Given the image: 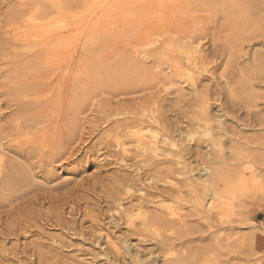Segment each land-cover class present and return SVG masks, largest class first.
I'll return each mask as SVG.
<instances>
[{"label":"rangeland","instance_id":"rangeland-1","mask_svg":"<svg viewBox=\"0 0 264 264\" xmlns=\"http://www.w3.org/2000/svg\"><path fill=\"white\" fill-rule=\"evenodd\" d=\"M190 1L0 0V155L5 160L0 166V201H14V208L0 210L8 212L0 224V264H264V38L244 44L235 60V72L224 66L226 60L204 75L185 70L184 47L179 43L185 22L192 17L193 25L201 17L206 23L213 22L209 11L201 8L207 1ZM49 18L53 22L43 27ZM256 20L264 23V13ZM31 23L42 25L44 31L34 30ZM162 26H169L171 32L165 31L164 47L151 53L155 48L149 46L152 31ZM49 29H53L52 37L45 32ZM173 32L179 35L174 37ZM225 68L227 80L223 78ZM46 73L53 78V92L44 91L52 84L49 79L42 82L38 90L43 93L37 101L51 97L53 105L40 110L32 104L34 108L21 114L20 106L30 97L19 93L32 86L35 76ZM188 75L200 80L198 90H208L213 119L231 130L228 136L217 138L224 143L227 160L216 166L226 174L216 188L218 207L209 213L208 191L183 184L178 173L166 178V167L177 169L167 164L161 167L166 173L162 169L163 174H157L165 182L159 178L146 181V194L140 192V186L119 190L122 209L140 207L142 212L161 215L165 222L155 225L156 231L149 235L141 226L139 231L144 234L130 232L115 208H109L113 173L132 171L117 165L118 159L104 148L114 136H130L117 121L130 120L139 108L155 104L159 111L155 116L166 121L173 143L194 149L200 144L198 155L189 156L195 178L199 172L205 174L206 163L218 155L210 142L212 136L196 134L203 130H196L191 121L195 109L188 104L196 94L182 83ZM200 91L197 95H204ZM222 104L230 114L221 119ZM34 115L44 121L39 130H51L36 135L40 136L35 140L40 149L25 159L20 136ZM47 136L53 137V155L66 153L61 142L66 137L71 146L67 148L76 152L74 158L66 160L62 153L66 156L53 158L51 164L41 154ZM75 147L81 150L75 151ZM11 166L26 183L11 188L15 195L5 197L3 190L11 187L5 182ZM218 211L220 217H216ZM228 214L232 222H225ZM11 228L16 229L15 235ZM107 235L117 249L108 245Z\"/></svg>","mask_w":264,"mask_h":264},{"label":"bare ground","instance_id":"bare-ground-1","mask_svg":"<svg viewBox=\"0 0 264 264\" xmlns=\"http://www.w3.org/2000/svg\"><path fill=\"white\" fill-rule=\"evenodd\" d=\"M206 1H207V4L201 6V8L203 7V10L209 11V13H210L209 19H211L213 21L212 24L206 23L205 21H203L206 18L204 19V17H201L199 19V21L197 23H195V25H193L195 22V17L194 18L192 17V18H190V20L185 22L184 27L181 31L182 36H181V41L179 43L181 46L184 47V50L181 53H182V58L184 59V61H186V63L184 64L186 67L185 70H190V71L194 70L198 73L197 75H204L205 73L207 74L208 72H210L211 69L218 68L221 65H223L225 63V60H226V63L224 66L225 67L230 66V68H228V69H231V71L235 72L236 71L235 60L240 55L241 51L243 50L244 44L247 42H249V43L254 42L257 39L259 40V38H264V23L258 22L256 20L258 18L259 14L264 13V4L261 5L260 0H205V2ZM192 2H193V0H192ZM194 6H196V5H194ZM198 6H200V5H198ZM188 7H187V9H188ZM195 8L198 9V7H195ZM199 10H202V9L199 8ZM52 22H53V20H51L49 18L43 24V27L51 25ZM30 27H32L34 30H43L42 25L36 24V23H31ZM165 31L171 32V30L169 29V26H162V27H159L157 29H154V31H152L154 37L151 38V41L149 42V46H153L155 48L153 50H151V53L156 52L157 51L156 49H158V48L164 47V44L166 42L164 39ZM45 32H46L48 37L53 36V29L52 30L49 29ZM176 35H179V33L178 32L172 33V36L176 37ZM40 59H42V58H40ZM38 63L40 64V61ZM226 64H229V65L226 66ZM42 66H44V65H42ZM228 69L225 68V71L223 73V78H225L226 80H227L226 71H228ZM26 73H28V72H26ZM186 73H188V72H186ZM51 74H52V72H51ZM16 77H17V75H16ZM50 78H51V75L47 74V73L42 74V75L40 74L38 77L35 76V79L33 78L34 80H31L32 86L23 90L22 93H19V95L22 94L23 97H28V98L30 97L28 103H23V105L20 106V107H22V109H20V110H22V112L20 111L21 114L22 113L27 114L29 112V109L34 108L36 106L38 109L41 110L42 107L49 106L50 104L53 105V99L50 100L51 97L48 99L49 101L40 102V103L37 101L39 95L41 93H43L40 90H38L39 87L41 85H43L42 82L46 83L48 81V79L51 82V80H53V78L51 80H50ZM8 79H10V78H8ZM14 80L16 81L17 79H14ZM19 83H18V85H19ZM182 83L187 84L190 87H192L195 91V94H196V99L194 101H190L188 104L189 109H195V110H192L193 118L191 121L194 123V126L197 127L196 130H198L199 128H201L203 130V133H201V132L197 133L196 132V134H199L200 136H203V137L212 136L210 139L211 140L210 142H211V144H213L212 146L215 149V151L216 150H217V152L219 151L218 155H216V156L214 155L215 158L210 155L212 157V159L208 163L205 162L206 163V165L204 167V168H206V169H204L206 171L205 174H202L199 172L197 174L198 178H195V176L193 175V172L195 171V169H194L195 167H193L191 165L192 162H190V159L192 157H189V156L191 155L195 158L198 155L199 150H197V149L199 148L200 144H198L196 146L197 148L194 149L193 147H189L188 145L178 147L175 143H173L172 139L170 138L171 134H170L169 130L167 129L168 126L166 124V121L163 120L162 117L158 118V116L157 117L155 116L156 113H159V111L157 109L158 107L155 108V106H156L155 104L150 106V108L149 107L148 108H139L137 110V112H135L133 114V116L131 115L132 117L130 118V120L125 119L124 121H117L118 124L119 123L123 124L121 127L124 126V128L120 127L121 130L124 131V129L126 128L128 130V133L130 136H114L113 138H110L109 141L105 140V142L106 141H108V142H106L104 148H106L109 151L110 155H113V157L118 159V161L116 163L117 165H119L121 167L124 165V167H127L128 169L132 170L133 172L131 171V173L130 172H124L123 173V172L117 171V172L113 173V176H112V182L114 185L112 187V193H113L112 197L113 198L111 197L113 200L109 204V208L110 209L115 208V212L118 213L119 221H122L125 226L129 227L130 232H134V233L136 232V233L144 234L145 232L139 231V228L141 226L147 231L146 235H149V233H151V231L152 232L156 231L154 229L155 225H161L162 226L165 224L161 215H152L149 212L145 213V211L142 212L140 207H135V206L129 207V208L124 207V209H122L123 199L121 198V195H120L121 192L119 190L124 192V190H122V189H127V188L129 189V188L134 187V186L135 187L140 186V187H142V188H140V192L143 193V191H144V193L146 194V192H147L146 189L149 188L148 185H146L147 188L144 186V183L146 181L154 182V180L159 178L160 181L165 182L166 178H168V177L172 178V176H169V175L174 176L175 173H178V176H181L183 178V179L181 178L183 184H187L188 186H194V184H195V185H198V186H200V187H202L208 191V193H209L208 197L211 200V203L208 206L209 213H212V211L216 210V208L218 207V204H216V201H217L216 199L219 198V192L216 188H217L218 184L221 183V181L224 179L226 174L222 173L223 169L220 170L216 166H217V164L222 163V162L227 164V160L225 158V151H224L225 148L223 149L224 143H222L223 141H220L222 139L219 140L217 138L220 136L221 137L222 136H224V137L228 136L229 132L231 130L229 131L228 127L225 126L222 121L216 122L213 119L214 116H212L211 112H210L211 104L209 101L210 95H209L208 90H202V91L198 90L199 89L198 84L200 83V80L195 79L194 76L188 75V77H186ZM18 87H20V86H18ZM46 87H48V88H46ZM46 87H45L46 89L44 88V91L47 92L49 90V91L53 92V83L50 85L48 84ZM15 90H16V88H15ZM33 91H35V92H33ZM198 91H200V94H204L202 96H205V97H202L200 95H199L200 96L199 97L197 95ZM19 92H21V90ZM31 92H33V93H31ZM10 94H12V93H10ZM14 97H16V96H14ZM18 97H21V96H18ZM210 100H211V98H210ZM19 102H21V101H19ZM32 104H34V107H31ZM222 105H218V109H219V107L222 108ZM82 106H84V105H81V107ZM28 107H30V108H28ZM81 107H79V110ZM223 107H224V105H223ZM43 109H44L43 110V112H44L46 109L45 108H43ZM85 109H87V107ZM120 110L123 111L122 109H118L117 111L119 112ZM134 110H135V108H133V111ZM117 111H116V113H117ZM131 111H132V109H131ZM219 111L221 113H223V115L220 116L221 119L223 117L227 118L230 114L229 113L230 111L226 107H224L223 109H219ZM123 112H125V111H123ZM126 112L128 113V111H126ZM119 113H117V114L119 115ZM131 113H133V112H131ZM40 114H42V113H40ZM47 114H48V112H47ZM128 114H130V112ZM18 115H19V112H18ZM39 115H34L33 119H31V118L29 119L30 122L27 121L28 124L25 123L24 128H26L25 129L26 133L23 136H20L22 138V144L24 145V148L26 147V149L23 150V152L20 151L21 153L25 154V159L30 158L32 153H34L38 148L40 149L39 143L37 144V142L35 141V140L38 141V139H39L38 137H40V136H36V135L41 133L42 131H44V132L48 131L49 132V130H51V128H49L48 130H46V129L39 130L37 128L38 125H40L41 123L44 122V121H42V119H41V121L39 119L38 120L36 119ZM49 117H51V115ZM69 118H71V117H69ZM0 128H2V127H0ZM19 128H21V127L19 126ZM72 128H73V126H72ZM3 129H5V128H3ZM156 129H159L161 133L160 134H159V132L157 133ZM73 130H74V128H73ZM76 131H78V130L76 129ZM145 131H148L151 133L149 135H147L144 133ZM72 132L74 133L75 130ZM178 132H181V131L179 130ZM1 133H2V130H1ZM20 134H21V132H20ZM78 134H79V132H78ZM116 134H118V133H116ZM30 135H35V136H30ZM119 135H120V133H119ZM80 137L81 136H79V138ZM1 139L3 141L4 138H1ZM52 139H53V137L47 136V140L41 143V147L45 148L41 154L47 155V158H49V162H51V164L53 163V158H56V157L64 158L67 155L66 160H70V159L74 158V156L76 155V152L72 153L73 149H70L69 147H68L69 149L67 148V146H70V144L67 142L68 140H66V137H65V140L61 141L63 147L64 148L66 147L65 148L66 150H64L66 153L61 151L59 154L53 155V141H52ZM81 139H83V138H81ZM124 139H128L127 140L128 142L126 140H125L126 142L123 141ZM4 141H6V140L4 139ZM103 143H104V141H103ZM127 143L128 144L131 143V148H129L130 146L127 147ZM86 145H88V144L86 143ZM0 147H2V146H0ZM209 147L210 146H208V148ZM216 147L218 149H216ZM104 148H103V150H104ZM74 149H75V151L79 150V149H76V147ZM31 150H33V151H31ZM81 152H83V151H81ZM217 152L214 154H217ZM62 153L66 154V155L63 156ZM86 155L87 154H85V156ZM90 158H87V159L90 160ZM26 161H28V160H26ZM4 164H5L4 157L0 155V166L2 167ZM167 164H170L171 166H175L177 169L174 171L171 168H169V166ZM162 166H168V167H166L167 175H168V176H166V178H160L157 176V174H161V175L163 174L164 168H161ZM11 167H12V170L10 171V169H9L10 173H8L7 176L5 175L6 176L5 182L11 186L10 189L3 190L6 192L5 197L14 196L15 192H13V191L16 189L15 187H18L22 184H23L22 187H24V185L26 183L25 178H23L24 176H22L21 173L18 174L17 171L14 170V168H15L14 166H11ZM164 172H165V170H164ZM1 173H2V171H0V180L2 178ZM13 187L15 189H11ZM143 187L146 189H144ZM125 193H128V192H125ZM17 195H19V194H17ZM35 196H37V195H35ZM147 196H148V194H147ZM150 197L149 198L152 199V196H150ZM17 199H18V197H16V199H14V200H17ZM19 199H20V197H19ZM36 199H37V197H36ZM214 199H215V202H213ZM13 202L14 201L11 198H9V199L5 198V200L3 199V201H0V210L4 209L6 206L12 207ZM197 202H198L197 206H200L201 203L199 201H197ZM129 204L130 205L132 204L131 200L129 201ZM142 205L144 206V204H141V206ZM12 208H14V207H12ZM12 208H11V210H12ZM146 209H144V210H146ZM160 209L162 210V213H163L164 208L160 206ZM147 211H148V209L146 210V212ZM6 213H8V212H6ZM6 213H4V211L0 212V224H2V225L4 224L3 218L6 217V215H7ZM9 215H11V212L9 213ZM217 216H219V217L221 216L220 212L216 215V217ZM6 220H7V218H6ZM222 220H223V218H222ZM222 220L220 218V220H219V221H221L220 223H224L225 220L223 222H222ZM228 220H230L232 222V215L228 214V217L226 218L225 222H227ZM136 221H139L140 224H138V223L136 224ZM20 222H21V220L19 221V223ZM231 222H229V224ZM22 224H23V222H22ZM28 224H26V225H28ZM2 225H1V227H4ZM8 226H10V225H8ZM17 226L18 225H16V227ZM19 226H22V225H19ZM65 226L70 227V224L65 223ZM6 227L7 226H5L4 229ZM13 227L16 228L15 226H13ZM22 228H20L21 231L26 230V229H22ZM226 229H228V228H226ZM6 230H7V228H6ZM11 231H12L13 235L16 234V229L12 230V228H11ZM19 234H21V232ZM9 236H10V233H9ZM107 238H108L107 239L108 245H111L112 247L117 249L115 243L113 241H111V238L109 235H107Z\"/></svg>","mask_w":264,"mask_h":264}]
</instances>
